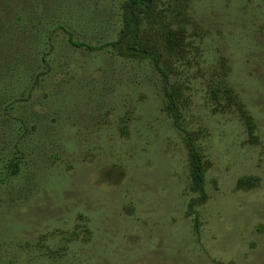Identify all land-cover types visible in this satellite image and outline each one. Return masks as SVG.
<instances>
[{"label":"rangeland","instance_id":"374dc122","mask_svg":"<svg viewBox=\"0 0 264 264\" xmlns=\"http://www.w3.org/2000/svg\"><path fill=\"white\" fill-rule=\"evenodd\" d=\"M126 1L0 0V264H264V0L142 22L202 193L153 64L67 42L116 41Z\"/></svg>","mask_w":264,"mask_h":264},{"label":"trees","instance_id":"16d2710c","mask_svg":"<svg viewBox=\"0 0 264 264\" xmlns=\"http://www.w3.org/2000/svg\"><path fill=\"white\" fill-rule=\"evenodd\" d=\"M158 0H128L122 5V27L119 38L116 41L104 44L99 47L86 45L85 43L74 41V36L71 32L63 30L67 34V42L74 48H85L87 51H96L104 48H109V51H114L118 56L124 59L146 60L153 64V67L161 76L162 89L165 100V109L173 119L174 126L182 130L180 122V111L173 93L169 90V77L167 72L161 67L162 55L155 48H150L145 45L141 39L143 19L151 20L162 13L157 12ZM170 30V29H169ZM172 34V33H170ZM175 37L167 39L166 48L173 49ZM226 97H231V90L227 89L224 93ZM232 99V98H231ZM240 107V106H239ZM242 114H245L240 110ZM245 124L250 136H253L254 125L251 120L244 116ZM186 137V146L189 155L190 178L193 188L200 193L204 186V171L201 156L191 141L190 135L182 130ZM19 171L17 162H10L7 165L8 175L16 174Z\"/></svg>","mask_w":264,"mask_h":264}]
</instances>
